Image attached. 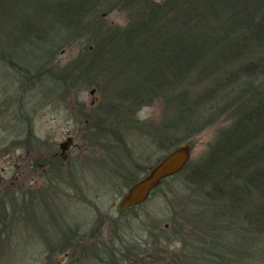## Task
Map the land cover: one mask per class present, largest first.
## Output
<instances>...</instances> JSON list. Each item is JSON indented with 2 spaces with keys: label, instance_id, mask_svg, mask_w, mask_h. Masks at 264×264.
<instances>
[{
  "label": "trees",
  "instance_id": "obj_1",
  "mask_svg": "<svg viewBox=\"0 0 264 264\" xmlns=\"http://www.w3.org/2000/svg\"><path fill=\"white\" fill-rule=\"evenodd\" d=\"M35 1L44 25L36 29L23 17L16 28L21 38L46 41L53 28L61 36L37 61L47 64L61 47L84 42L69 68L50 71L40 64L38 72L55 79L56 87L62 80L103 90L94 82L101 78L110 83L113 101L134 105L164 98L172 115L154 137L169 151L177 137L185 140L221 116H233L199 161L159 185L185 175L187 185L207 192L202 204L221 203L215 209L220 218L209 221L199 211L176 252L164 250L171 244L167 237L152 253H139L134 264H264V0ZM5 5L0 0V60L24 62L4 51V38L18 39L5 33L11 18L3 14ZM113 10L125 14L124 26L108 22L104 14ZM26 66L19 70L22 81L41 77ZM106 109L108 120L130 122L127 105ZM186 227L178 224L179 230ZM119 248L107 245L105 252L111 253L102 264L130 260ZM83 249L68 253L61 264H77L78 254L89 252Z\"/></svg>",
  "mask_w": 264,
  "mask_h": 264
},
{
  "label": "rangeland",
  "instance_id": "obj_2",
  "mask_svg": "<svg viewBox=\"0 0 264 264\" xmlns=\"http://www.w3.org/2000/svg\"><path fill=\"white\" fill-rule=\"evenodd\" d=\"M5 2L3 14L11 13L5 33H12L18 39L4 38V51L24 62L0 60V170L5 168L4 181L0 184V264H55L64 252L60 247H52L57 245L53 241L62 240L74 224H78L84 233L92 234V243L98 244V249L88 247L87 254H78L77 264H102L111 253L105 252L107 245L120 246V255H131L130 260L119 261L117 258L118 264H134L139 253H152L167 237L171 238V244L170 247L164 244V250L176 252L180 248L178 242L190 232L193 219L200 216L199 211L209 221L219 219L215 209L221 203L215 200L211 203L207 199L202 204L200 201L208 196L207 192H199L187 185L183 174L164 182L144 203L123 213L118 210L129 188L171 152L160 146L154 137L156 129L162 128L167 118L170 119L171 109L164 98L134 105L127 98L125 102L113 101L110 83L101 78H95L94 82L103 90L96 86L88 87L84 82L74 87L57 80L58 87L65 88L58 91L55 79L38 72L40 64L50 71L69 68L84 51V44L80 45L84 42L61 47L54 53V60L47 64L37 61L61 36L53 28L50 39L46 41L22 39L17 29L26 21L25 18L31 20L36 29L44 25L40 5L35 0ZM104 16L113 25L126 24L125 14L120 10ZM28 63L31 74L41 77L27 84L22 81L19 70L27 67ZM94 87L97 92L92 95L90 91ZM69 88L75 94L70 93ZM65 92L70 94L67 96ZM64 96L67 99H63ZM94 96L101 97V104L94 108L88 122L84 121L85 116L77 115L74 130L75 126L69 120L73 102L78 103L76 109L80 110L79 104L90 106ZM120 103L129 107L127 120L130 122L108 120L107 106ZM97 110L101 114H95ZM232 121L233 116L223 115L195 136L185 140L177 137L173 147L190 144V162L195 164ZM69 130L77 133L76 150L81 155L77 176L89 200L83 201L82 196L77 199L68 196V192L59 187L62 192L55 188L56 191L37 197V202L30 206L32 211L27 212L30 202L35 199H25L26 190L39 189L42 183L38 179L34 183L27 182L20 175L26 168L23 159L27 158L28 149L31 157L41 158L38 154L40 141L48 139L47 147L51 149L53 146L52 150H58ZM107 156L109 164L104 161ZM99 221L102 223L97 226ZM179 223L188 227L179 230ZM118 254L115 256L120 257Z\"/></svg>",
  "mask_w": 264,
  "mask_h": 264
},
{
  "label": "flooded vegetation",
  "instance_id": "obj_3",
  "mask_svg": "<svg viewBox=\"0 0 264 264\" xmlns=\"http://www.w3.org/2000/svg\"><path fill=\"white\" fill-rule=\"evenodd\" d=\"M62 89H65L63 86H57V90L60 91ZM70 89V93L72 92V88ZM74 90V89H73ZM69 92H65L68 96L70 94ZM91 94L94 95L97 92V88L91 89ZM67 96L62 97L63 99H67ZM76 97V96H75ZM100 96H94L93 100L90 102V106L84 105V103L79 104L82 109H76L78 103L75 101L73 102V107L69 110V120L73 123L75 126L74 130H76V123H77V115L82 116L84 118L85 122H88V117L93 116L94 114V108L98 107L101 102ZM75 107V108H74ZM67 109V107H66ZM68 111V109H67ZM95 114H101L97 110ZM72 132V130H69L66 135L62 138L61 142L58 145V150H52L53 146L50 148L47 147L49 145V140L44 139L40 141V148L38 150V154L41 158H35L34 156L31 157L32 154H30L31 150L28 149L27 151V158L23 159V161L26 163V168L20 173L22 175V178H24L27 182L34 183L38 179L40 184L39 189L34 190H26L25 192V199H28V201L31 199L34 200L30 202L28 210L30 212L32 211L30 209V206L32 207V204L37 202V197L41 195H45L47 193H51L53 191H56L55 188H57V191L62 192H68V196H72L73 198L77 199L79 196H82L83 201H88V195L82 190V185L79 182L78 176H77V167L78 162H80L81 155H79L78 150H76V132ZM64 143V145H61ZM91 158V157H89ZM88 158V159H89ZM109 156L107 158L105 157V162L108 164L110 163V159L108 160ZM88 162V161H87ZM86 162V163H87ZM86 165V164H85ZM152 169V168H151ZM5 172V168L1 169L0 171V184L4 181L3 174ZM59 187H62V189H59ZM63 192V193H64ZM65 194V193H64ZM135 207V206H134ZM133 207L129 208L132 209ZM127 209V210H129ZM126 210V211H127ZM121 212V211H120ZM125 212V211H124ZM123 213V212H121ZM92 238L93 235L90 233H84L78 224H74L70 228V232L68 234H64L62 237V240L60 241H53L54 244L52 245L56 247H60V250H64V256L62 258H59L56 264H61L63 259L68 255L70 252H79L84 250V247H91L92 246ZM64 240V241H63ZM55 249V248H52ZM87 250V249H86Z\"/></svg>",
  "mask_w": 264,
  "mask_h": 264
},
{
  "label": "water",
  "instance_id": "obj_4",
  "mask_svg": "<svg viewBox=\"0 0 264 264\" xmlns=\"http://www.w3.org/2000/svg\"><path fill=\"white\" fill-rule=\"evenodd\" d=\"M61 145H64V143ZM191 157L192 146L187 143L181 144L178 148L168 153L145 177L129 188L119 203L118 210L124 212L147 201L161 182L180 173L188 165Z\"/></svg>",
  "mask_w": 264,
  "mask_h": 264
}]
</instances>
